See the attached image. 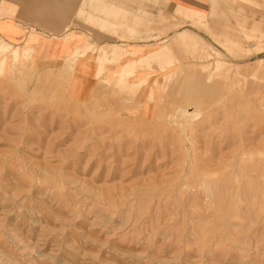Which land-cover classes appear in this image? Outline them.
Here are the masks:
<instances>
[{
    "label": "rangeland",
    "instance_id": "rangeland-1",
    "mask_svg": "<svg viewBox=\"0 0 264 264\" xmlns=\"http://www.w3.org/2000/svg\"><path fill=\"white\" fill-rule=\"evenodd\" d=\"M169 1L0 0V264H264V0Z\"/></svg>",
    "mask_w": 264,
    "mask_h": 264
},
{
    "label": "crops",
    "instance_id": "crops-1",
    "mask_svg": "<svg viewBox=\"0 0 264 264\" xmlns=\"http://www.w3.org/2000/svg\"><path fill=\"white\" fill-rule=\"evenodd\" d=\"M174 1V2H171ZM170 3H176L182 5H189L188 1L194 0H171ZM162 0H113L112 3H107V5H111L114 9L111 10L112 18L108 19L106 17H98L91 13H87V21L88 22H101V27L112 29L115 33L117 31L120 34L116 35L118 41L121 43H130L128 40L144 38V39H155L160 40L162 38L163 30L166 29L162 25ZM119 6V7H116ZM106 8V7H105ZM123 8V9H122ZM168 9V8H166ZM128 11V13H127ZM85 11L82 9L79 10V13H84ZM107 10H104L106 13ZM120 13H127V17L124 19H120L117 16ZM144 15H148V18H145ZM115 16V17H114ZM153 19H150V18ZM144 22L152 24L153 28L149 29L155 30L157 29V33H149L147 35L138 34V31ZM144 27V26H143ZM158 27V28H157ZM136 34V35H135ZM185 31H180L176 34V38L180 39L184 36ZM135 35V36H134ZM146 43V42H145ZM136 44V43H133Z\"/></svg>",
    "mask_w": 264,
    "mask_h": 264
},
{
    "label": "bare ground",
    "instance_id": "bare-ground-1",
    "mask_svg": "<svg viewBox=\"0 0 264 264\" xmlns=\"http://www.w3.org/2000/svg\"><path fill=\"white\" fill-rule=\"evenodd\" d=\"M64 5V4H63ZM57 6H58V4H57ZM57 6H55V7H57ZM62 7V6H61ZM64 8V7H63ZM64 10V9H63ZM71 13H73V12H71ZM63 14V13H62ZM6 48V44L3 42V41H0V51L3 49H5ZM15 53H13V56H16V50L14 51ZM241 54V53H240ZM16 61V60H15ZM186 68H188V67H186ZM127 74H129V73H127Z\"/></svg>",
    "mask_w": 264,
    "mask_h": 264
}]
</instances>
